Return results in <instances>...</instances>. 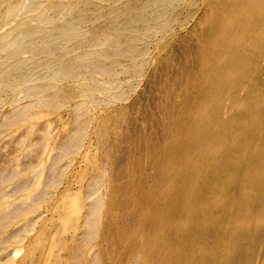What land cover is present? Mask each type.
Returning a JSON list of instances; mask_svg holds the SVG:
<instances>
[{
    "label": "rangeland",
    "instance_id": "obj_1",
    "mask_svg": "<svg viewBox=\"0 0 264 264\" xmlns=\"http://www.w3.org/2000/svg\"><path fill=\"white\" fill-rule=\"evenodd\" d=\"M209 7L206 0H0V264H32L39 234L68 193L85 207L79 223L93 264L156 259L164 242L158 213L175 179L165 156L178 125L192 118L186 109L197 94L189 82L214 20ZM109 115L116 118L102 142ZM236 195L231 212L243 214ZM220 209L221 218L231 213ZM209 224L202 236L209 260L259 263L264 237L241 240L237 231L216 244ZM256 229L264 233V222ZM74 235L71 228L65 238L81 241Z\"/></svg>",
    "mask_w": 264,
    "mask_h": 264
},
{
    "label": "bare ground",
    "instance_id": "obj_2",
    "mask_svg": "<svg viewBox=\"0 0 264 264\" xmlns=\"http://www.w3.org/2000/svg\"><path fill=\"white\" fill-rule=\"evenodd\" d=\"M206 1L210 6L208 14L214 20L200 41L198 77L189 82L197 94L191 107L186 109L192 111V118L182 122L181 128L178 125L180 129L176 126L179 131L174 147L165 156L166 164L171 167V181L174 175L175 179L162 198L158 213L164 242L156 259H149L145 264H194L197 260L202 264H217L219 261L205 256L202 236L207 223L216 244L225 235L237 231L241 233V240L255 236L254 233L264 237L256 229L264 222V73H261L264 0ZM167 49L168 43H165L161 50ZM195 101L201 102L200 106ZM237 112L244 116H238ZM113 117L109 115L100 129L102 142L108 137V125ZM121 118H125L124 112L116 119ZM255 177L259 181L253 184ZM236 194H242V215L231 212L236 208L233 207ZM210 195H215V199L209 198ZM222 207L231 209L227 218L219 216ZM56 211L57 217L39 234L42 246L33 251L37 257L32 264H47L48 258L49 264H93L90 251L83 244L79 220L85 216V207L80 199L65 194ZM166 216L170 217V223ZM250 216L255 223L252 227L247 222ZM71 228L76 229L74 236H80L81 241L66 240ZM225 242L221 243L225 245ZM234 244L232 240L227 244V252ZM59 248L64 251L56 254ZM258 264H264V251Z\"/></svg>",
    "mask_w": 264,
    "mask_h": 264
}]
</instances>
